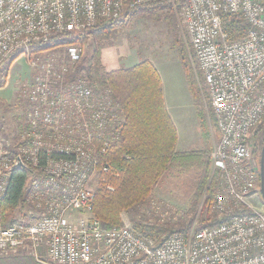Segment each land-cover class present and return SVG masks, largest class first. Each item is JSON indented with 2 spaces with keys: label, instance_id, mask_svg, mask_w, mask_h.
I'll return each instance as SVG.
<instances>
[{
  "label": "built area",
  "instance_id": "built-area-1",
  "mask_svg": "<svg viewBox=\"0 0 264 264\" xmlns=\"http://www.w3.org/2000/svg\"><path fill=\"white\" fill-rule=\"evenodd\" d=\"M155 1L0 0V63ZM176 8L219 134L210 153L212 209L227 219L161 235L101 223L96 193L100 186L114 190L112 149L126 117L111 90L77 75L84 48L71 45L66 59L33 61V81L17 94L16 153L0 132V253L27 251L43 264H264V209L255 205L260 167L251 141L264 120V0H186ZM16 169L28 175L27 209L5 224L1 202ZM151 209L167 215L161 204Z\"/></svg>",
  "mask_w": 264,
  "mask_h": 264
},
{
  "label": "trees",
  "instance_id": "trees-1",
  "mask_svg": "<svg viewBox=\"0 0 264 264\" xmlns=\"http://www.w3.org/2000/svg\"><path fill=\"white\" fill-rule=\"evenodd\" d=\"M185 1L157 0L131 9L118 19L100 23L85 33L64 32L52 36L46 42L33 45L35 50L41 52L60 47L66 48L67 52L68 46L83 45L88 38L96 42V48L91 57H84L85 59H81L77 64L76 73L77 75L85 73L101 90H111L113 97L120 102L123 115L126 117L122 139L112 149L113 161L119 166L118 175L112 176L109 181L114 190L100 186L95 198L94 214L107 227L122 225V213L147 201L162 176L178 160L194 161L198 164L199 176L191 201L193 210L201 204L209 183V191L204 196V199H207L209 195V199L204 200L201 206L202 220L196 228L201 229L227 219L225 214L218 220V213L212 209L213 179H210V158L206 157L211 147L210 125L207 118L200 114L201 148L179 152L176 146L177 128L166 109L162 79L154 63L146 59L131 67L105 70L102 62L104 45L110 43L121 28L129 23L132 24L141 14L160 13L165 9L172 11L174 5L179 6ZM174 25L176 27V23ZM235 27L234 22L233 27L230 28L234 31ZM235 32L234 34L238 37L243 35V32L238 30ZM20 53L23 52L20 51ZM16 104L18 109L17 98ZM16 121L17 132L20 126L19 113L16 114ZM4 134L2 135L5 136ZM13 136L5 137L10 138L11 152L16 153V134ZM257 149L254 148V153ZM27 176V172L23 169H16L12 175L7 195L1 202L5 224L13 220L14 211L20 204L23 203V206L27 207L25 194L28 184ZM192 224V221H189L167 226L168 224L165 223L143 224L137 221L133 226L147 234L161 235L173 231L188 232ZM34 260L38 262L36 258Z\"/></svg>",
  "mask_w": 264,
  "mask_h": 264
},
{
  "label": "rangeland",
  "instance_id": "rangeland-1",
  "mask_svg": "<svg viewBox=\"0 0 264 264\" xmlns=\"http://www.w3.org/2000/svg\"><path fill=\"white\" fill-rule=\"evenodd\" d=\"M176 7L173 6L172 11L165 9L160 13L141 14L132 24L129 23L121 28L118 35L110 43L104 45L102 62L104 69L110 70L131 67L146 59L152 62L158 60L157 67L162 79L164 98L167 102L177 105L173 113L178 111L188 116V119L182 116L185 123H183V127L180 126L179 132L180 142L186 146L184 151L201 148L202 137L197 125L201 114L207 118L210 125L211 153L214 140L217 137V129L213 122L214 116L207 89L200 74L195 70L193 59L190 58L189 36L183 25L180 10ZM173 22L176 23L177 28ZM82 46L84 48L82 59L90 58L96 48V42L92 38H88ZM35 49V47H31L27 53L15 52L0 63V96L8 99L15 96V99L13 98L14 100L10 103H6L0 97V131L7 137H14L13 134H16L18 125L16 114L19 113L16 98L17 94H20L19 91L25 86H29L33 81L35 74L33 61L38 60L39 57H55L57 60L67 57L66 48H54L43 52ZM191 110L195 114L196 123L190 121L192 116L188 114H191ZM253 130L251 141L254 147L258 148L253 155L260 167V157L264 145V120ZM180 149L179 152L183 151ZM210 153L206 157L210 158ZM198 176L197 162L175 161L162 176L147 201L122 213V225L133 226L135 222L139 221L143 224L165 223L168 224L167 226H172L179 222L192 221V225L197 226L202 220L201 206L204 200L208 201L209 199V195L207 199H204L209 191L208 183L201 204L196 210H193L191 201L196 191ZM153 201L157 205L161 204L163 209L167 210L166 217H159L155 214L151 209ZM255 205L264 209L261 197L258 198ZM26 209L27 207L22 203L16 208L14 215L22 213ZM220 218L223 216L218 214L217 219ZM34 258L27 251L1 252L0 264H42L39 261L36 262Z\"/></svg>",
  "mask_w": 264,
  "mask_h": 264
},
{
  "label": "crops",
  "instance_id": "crops-1",
  "mask_svg": "<svg viewBox=\"0 0 264 264\" xmlns=\"http://www.w3.org/2000/svg\"><path fill=\"white\" fill-rule=\"evenodd\" d=\"M153 63H154V65L156 66V68L158 69V67H157V63H158V60L157 61H153ZM159 71V70H158ZM2 92H3V88H2ZM1 98H2V100L4 99V101L7 103H10L12 100H14L15 99V96L12 98V99H8V98H4L3 96H0ZM164 101H166L165 102V104H166V109L168 110V112H169V114H170V116H171V118H172V120L174 121V123H175V125H176V128H177V133H178V141H177V150L179 151V149L180 148H182V149H180V150H186V146H183L182 144H184V143H182L181 144V142H180V137H179V132H180V126H182L183 127V123H185L184 121H183V118H182V116L184 117V118H187L188 119V116H187V114H184V113H179L178 111H176L175 113H173L174 112V110L177 108V105H173V104H171L170 102H167V100L164 98ZM170 105H173V106H170ZM188 115H191L192 117H190V121L192 122V123H196V121H195V114H194V112L191 110V114H188ZM199 119H198V123H197V125H198V127H199V131H200V123H199ZM179 124H181V125H179ZM180 147V148H179ZM187 151H189V150H187Z\"/></svg>",
  "mask_w": 264,
  "mask_h": 264
},
{
  "label": "water",
  "instance_id": "water-1",
  "mask_svg": "<svg viewBox=\"0 0 264 264\" xmlns=\"http://www.w3.org/2000/svg\"><path fill=\"white\" fill-rule=\"evenodd\" d=\"M260 192L264 202V145L260 157Z\"/></svg>",
  "mask_w": 264,
  "mask_h": 264
}]
</instances>
